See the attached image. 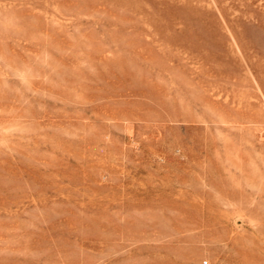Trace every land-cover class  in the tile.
I'll return each instance as SVG.
<instances>
[{
    "label": "rangeland",
    "instance_id": "rangeland-1",
    "mask_svg": "<svg viewBox=\"0 0 264 264\" xmlns=\"http://www.w3.org/2000/svg\"><path fill=\"white\" fill-rule=\"evenodd\" d=\"M0 264H264V0H0Z\"/></svg>",
    "mask_w": 264,
    "mask_h": 264
}]
</instances>
